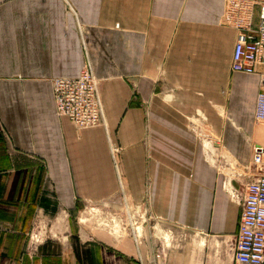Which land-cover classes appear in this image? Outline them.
I'll return each instance as SVG.
<instances>
[{
  "label": "crops",
  "instance_id": "obj_1",
  "mask_svg": "<svg viewBox=\"0 0 264 264\" xmlns=\"http://www.w3.org/2000/svg\"><path fill=\"white\" fill-rule=\"evenodd\" d=\"M225 7L0 0V264H142L156 244L169 245L167 264H237L243 207L225 183L244 190L264 147V86L232 69L238 31L222 23ZM89 61L106 119L80 128L58 115L53 82ZM109 200L142 217L130 235L75 224ZM39 220L65 223L30 254Z\"/></svg>",
  "mask_w": 264,
  "mask_h": 264
},
{
  "label": "built area",
  "instance_id": "obj_2",
  "mask_svg": "<svg viewBox=\"0 0 264 264\" xmlns=\"http://www.w3.org/2000/svg\"><path fill=\"white\" fill-rule=\"evenodd\" d=\"M222 23L238 31L233 54L232 69L244 74H258L264 86V1L226 0ZM54 97L58 115L68 117L80 128L105 123V107L101 95V80L96 76L89 61L79 77H58L54 79ZM256 119L264 122V89L258 94L255 110ZM119 152L118 147L113 149ZM264 147H254V159L244 174L250 177L244 190L237 187L232 179L225 186L231 197L243 207L237 238V264H264ZM131 223L125 224L115 216L113 225L121 224L124 234L130 235V228L139 223L140 215L127 208ZM120 219V220H119ZM122 222V223H121ZM45 220L34 224L29 233L30 254H36L41 245L53 236ZM44 231V233H42ZM169 245L156 244L152 254L141 256L142 264H167L166 248Z\"/></svg>",
  "mask_w": 264,
  "mask_h": 264
},
{
  "label": "rangeland",
  "instance_id": "obj_3",
  "mask_svg": "<svg viewBox=\"0 0 264 264\" xmlns=\"http://www.w3.org/2000/svg\"><path fill=\"white\" fill-rule=\"evenodd\" d=\"M240 171L247 172V170L245 168L240 169ZM234 175H235V173H233V176ZM122 205H121V203L119 204L118 200H109V201H106L104 203H90L88 205V207L84 210V214L82 216V218L85 219L86 222H82V224H80L79 219H77V217H75V224L76 225H82V226L84 225L88 229H90L92 227L93 228L97 227V229L100 228V229L105 230V231L113 232L112 226H113L114 221H112V220L115 216H120V218L122 219L121 221H123V223H125V224L131 223L130 217H128L127 215H123V214L118 213V207L119 206L122 207ZM141 220H142V218H139L138 221L142 222ZM46 223L49 224V226H48L49 229H51V228L55 229L54 224H56V221L52 220V221L46 222ZM64 223H65V221H60V222L57 221L56 226L63 225ZM150 224L153 226L154 222H150V220H148L147 225H150ZM129 229H130V227H129ZM51 239H53V238H51ZM170 243H171V240L168 239V244H170Z\"/></svg>",
  "mask_w": 264,
  "mask_h": 264
},
{
  "label": "bare ground",
  "instance_id": "obj_4",
  "mask_svg": "<svg viewBox=\"0 0 264 264\" xmlns=\"http://www.w3.org/2000/svg\"><path fill=\"white\" fill-rule=\"evenodd\" d=\"M82 222H86L85 221V219H82L81 220ZM63 225H60V226H56L57 227V229L55 228V229H53V236L54 237H58V235H59V230H60V228L62 227ZM112 230H113V232H111V234H113V235H115L117 238L118 237H121V236H124V229H123V227H122V225L121 224H115V225H113L112 226ZM137 230H138V233L139 234H141V235H144V233H145V228H143V225H139L138 226V228H137ZM42 233H44V231L42 232ZM168 234H165V238H167L166 236H167ZM169 238H170V236H169ZM169 238H167V239H169Z\"/></svg>",
  "mask_w": 264,
  "mask_h": 264
}]
</instances>
